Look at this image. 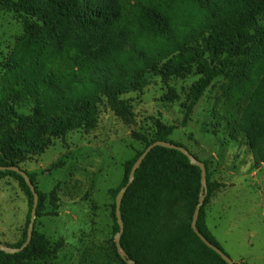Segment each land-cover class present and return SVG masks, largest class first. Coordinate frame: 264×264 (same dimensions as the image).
<instances>
[{
  "label": "trees",
  "instance_id": "1",
  "mask_svg": "<svg viewBox=\"0 0 264 264\" xmlns=\"http://www.w3.org/2000/svg\"><path fill=\"white\" fill-rule=\"evenodd\" d=\"M0 1L24 19L29 35L56 27L77 33L91 28L95 45L101 39L114 38L112 47L101 54L82 50L70 55L68 73L48 68L53 48L22 58L18 66L21 76L9 87L0 88V167L22 169V165L46 153L54 141L72 132L94 130L99 107L104 103L118 117L131 118L133 109L122 97L133 92L137 84L157 77L168 88L172 79L199 77L181 105L184 119L180 127H186L195 106L213 83L221 77L229 78L238 59L252 64L260 52L263 55L251 71L254 90L246 105L231 116L236 134L231 141L238 142V135H244L254 166L264 164V0ZM169 90L165 100L178 101L174 90ZM29 104L32 112H23ZM178 128L156 121L152 139L140 134L135 138L144 150L157 141L185 148L169 140ZM144 150L126 162L121 185L109 191L115 202ZM201 162L207 168L208 195L197 227L224 252L207 226L206 215L213 193L224 185L212 181L208 163ZM27 174L39 194L38 218L46 195L38 191L36 175ZM6 178L16 180L29 199L24 239L17 245H7L20 249L27 240L34 197L22 176L0 172V180ZM201 190V170L185 155L162 147L153 149L122 203L121 245L128 258L137 264H227L192 229ZM115 212L114 203L117 234L120 227ZM58 251L35 225L30 244L20 253L0 250V264H55ZM117 257L121 264H127L119 253Z\"/></svg>",
  "mask_w": 264,
  "mask_h": 264
},
{
  "label": "rangeland",
  "instance_id": "2",
  "mask_svg": "<svg viewBox=\"0 0 264 264\" xmlns=\"http://www.w3.org/2000/svg\"><path fill=\"white\" fill-rule=\"evenodd\" d=\"M92 33L91 28L77 33L56 27L29 35L24 19L0 1V88L9 87L21 76L18 66L25 55L34 57L43 49L53 48L54 56L47 61L48 68L68 73L66 65L70 55L82 50L101 54L112 47L114 38L101 39L95 45ZM262 55L257 53L252 64L238 59L230 77L217 79L207 90L186 127H180L184 119L181 105L199 77L191 75L170 81L169 88L179 97L176 102L165 100L170 90L157 77L149 83L137 84L133 92L122 97L133 109L131 118L118 117L104 103L99 107L94 130L69 133L64 139L54 141L46 153L22 165L24 171L36 175L38 191L46 195L42 216L36 219L35 225L52 248H59L53 262L121 264L115 249V201L109 191L121 185L126 162L144 150L135 134L152 139L156 121L179 126L169 140L187 148L200 161H206L213 181V154L239 148L230 142L236 135L231 116L246 105L253 92L251 71ZM32 109L29 104L22 111L30 113ZM238 137L245 145L244 135ZM245 196L241 192L232 213L236 217L237 232L228 234L226 222L214 234L234 262L242 254L263 250L257 242L254 248L247 245L245 232L249 223L259 220L261 210L254 211ZM29 210V199L18 182L12 178L0 180V243L14 246L23 241ZM209 228L213 234V216L209 218Z\"/></svg>",
  "mask_w": 264,
  "mask_h": 264
},
{
  "label": "crops",
  "instance_id": "3",
  "mask_svg": "<svg viewBox=\"0 0 264 264\" xmlns=\"http://www.w3.org/2000/svg\"><path fill=\"white\" fill-rule=\"evenodd\" d=\"M239 147L231 152L223 151L213 154V181L224 185L215 191L206 207L207 226L209 218L213 216V236L223 224H229L228 234L237 232L234 207L241 192L246 194L245 200L250 202L254 211H260V218L249 223L245 232L247 245L254 248L255 242L263 249L261 252H248L239 256L237 262L247 264H264V164L256 168L247 145L240 141H230ZM229 142V143H230ZM210 230V228H209ZM211 231V230H210Z\"/></svg>",
  "mask_w": 264,
  "mask_h": 264
},
{
  "label": "water",
  "instance_id": "4",
  "mask_svg": "<svg viewBox=\"0 0 264 264\" xmlns=\"http://www.w3.org/2000/svg\"><path fill=\"white\" fill-rule=\"evenodd\" d=\"M157 147H162V148H166V149L179 151L180 153L185 155L190 160V163L193 166L200 168V170H201V185H202L201 192H202V194L200 196L199 203L195 209V213L193 216V222H192V229L195 232V234L200 238V240L208 248H210L215 253H217L227 264H235V262L229 256H227L221 249H219L218 247L213 245L211 242H209L207 240V238L198 230V227H197V223L199 220L201 209H202L204 202H205V199L208 195L206 165L203 162L196 159L187 149H185L183 147H179V146L174 145L172 143L163 142V141H157V142L153 143L152 145H150L147 149L144 150V152L142 153V155L136 161L135 165L132 168V171L130 173L129 181H128L127 185L119 192V194L116 198V202H115L116 212L115 213H116V219H117L118 225L120 227V231L115 236V244H116L117 251H118L120 257L127 264H137L135 261H132L128 258L127 253L125 252V250L122 248V245H121V237L124 233V223L122 220V212H121L122 203H123L124 197L126 196L129 188L135 182V175H136L137 171L139 170V168L141 167V165L143 164V162L147 158V156L150 154V152ZM4 171L15 172L18 175L22 176L23 179L25 180L26 184L30 188L31 193L34 197V204H33V208H32L30 224H29L28 231H27V240H26L25 244L23 245V247H21L20 249H13L9 246H6V245H3L2 243H0V250L1 251L5 252L7 254H17V253H20L24 248H26L32 240L33 233L35 230V223H36V219H37V208H38V204H39V194L36 191V187L32 183V181L30 180L27 172L22 170L20 167H17V166L0 167V172H4Z\"/></svg>",
  "mask_w": 264,
  "mask_h": 264
}]
</instances>
